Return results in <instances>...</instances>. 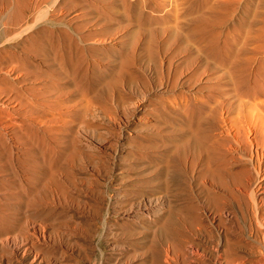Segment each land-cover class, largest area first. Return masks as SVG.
I'll use <instances>...</instances> for the list:
<instances>
[{"label": "rangeland", "instance_id": "374dc122", "mask_svg": "<svg viewBox=\"0 0 264 264\" xmlns=\"http://www.w3.org/2000/svg\"><path fill=\"white\" fill-rule=\"evenodd\" d=\"M190 8L0 0V264H264V0ZM70 37L85 85L47 46Z\"/></svg>", "mask_w": 264, "mask_h": 264}, {"label": "bare ground", "instance_id": "6f19581e", "mask_svg": "<svg viewBox=\"0 0 264 264\" xmlns=\"http://www.w3.org/2000/svg\"><path fill=\"white\" fill-rule=\"evenodd\" d=\"M208 0H191V10L190 11H196L198 9H201V7H204L205 4L207 3ZM131 9V8H129ZM191 13V12H190ZM193 14V13H192ZM196 15V14H195ZM194 15V16H195ZM204 19V16H202ZM200 17V18H202ZM193 18V17H192ZM141 19V18H140ZM198 19V18H195ZM203 22V20H201ZM205 21V19H204ZM138 22V21H137ZM204 23V22H203ZM205 24V23H204ZM205 27V28H204ZM248 28V27H247ZM258 28V27H257ZM189 33L194 35L198 40H200L208 50V53L211 54L210 56L214 57L218 63L220 64H227L232 68L234 71H243L246 69L249 65V61L252 57H244L240 56V54H235V49L233 46H231L229 43H224V42H218L215 37L219 34L217 30L212 31L211 29L209 30L206 26L204 25H199V26H194L191 25ZM248 34V33H247ZM263 35V33H262ZM182 36V35H181ZM69 37V36H68ZM71 42L68 44H63L62 42L56 40V39H51L49 40L47 46L49 51L53 53V55L62 60L64 64H66L72 72L75 74L76 79L78 80H83L85 85L87 82V78H85L84 72L87 71V64L85 63L84 55H83V50L88 49L89 46H83L79 41L73 39L70 37ZM68 40V41H69ZM222 40V39H221ZM62 41V40H61ZM67 43V42H66ZM224 43V44H222ZM44 45V44H43ZM30 48V46H28ZM32 47V46H31ZM198 48V47H197ZM234 49V50H233ZM256 49V48H255ZM260 49V51L263 50L262 47L257 48V50ZM244 50V49H242ZM255 50V51H257ZM263 53V52H262ZM261 53V54H262ZM255 54V53H254ZM261 57V56H260ZM263 58V57H262ZM128 58L125 59L124 66L123 68H118L114 74L115 78L113 77L112 80L117 81L118 76L121 77L123 75H128L133 72L132 69H130L129 65L126 63ZM211 60V57L209 58ZM138 60V59H137ZM264 60V59H263ZM254 61V60H253ZM87 62V61H86ZM90 64V63H89ZM63 66V65H62ZM61 66V67H62ZM60 67V68H61ZM132 67V66H131ZM251 67V66H250ZM68 68V69H69ZM93 66H91V69ZM86 69V70H85ZM90 69V68H89ZM64 71V70H63ZM92 71V70H91ZM72 73V74H73ZM243 76V75H242ZM98 77V76H97ZM112 77V76H111ZM80 78V79H79ZM93 79V78H92ZM122 79V78H121ZM251 79V78H250ZM88 81V80H87ZM111 81V80H110ZM77 82V81H76ZM79 82V81H78ZM80 83V82H79ZM91 83V82H89ZM88 85V84H87ZM92 86V85H91ZM88 88V87H87ZM85 89V88H84ZM92 89V88H91ZM93 96V94H92ZM90 97V96H89ZM145 97V96H144ZM256 97V96H255ZM263 101V99H262ZM260 101V102H262ZM137 104H133L131 106V111H134L136 109ZM138 109V108H137ZM263 125V124H262ZM244 126V125H243ZM258 140V139H257ZM49 148V147H48ZM66 155V154H65ZM259 155V154H258ZM51 157V156H50ZM67 157V156H66ZM51 159V158H50ZM260 159V158H259ZM53 161V158H52ZM56 161V160H55ZM54 161V162H55ZM50 167V166H49ZM48 183V182H47ZM153 200V199H152ZM148 201V202H141L139 204L143 205L144 207L148 206V204H152L153 202H158L156 201ZM138 206V204H137ZM139 207V206H138ZM153 207V206H152ZM151 207V208H152ZM167 232V231H166ZM169 234V231L168 233ZM152 264H157V252H156V244H153V260Z\"/></svg>", "mask_w": 264, "mask_h": 264}]
</instances>
